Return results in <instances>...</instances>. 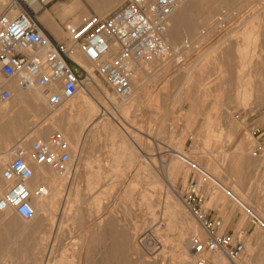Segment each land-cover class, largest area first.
<instances>
[{
    "label": "rangeland",
    "instance_id": "374dc122",
    "mask_svg": "<svg viewBox=\"0 0 264 264\" xmlns=\"http://www.w3.org/2000/svg\"><path fill=\"white\" fill-rule=\"evenodd\" d=\"M74 1L75 0H51L47 7L42 8L40 10L41 12H37L38 19L46 9L59 5L60 10L58 9L56 15H51L50 12H47V14L49 13L52 20L62 28L67 21H62L61 17L64 12L72 8ZM81 1L85 7H82L80 10L84 8L88 9L89 16L97 14L92 4L85 0ZM110 1L111 0H104L106 4ZM225 3L226 0H224V2L223 0H209L206 3V5L208 4L207 6L204 5L203 8L199 7L188 12L185 20L186 32H182V36L178 38L176 42L171 41L174 54L172 51L171 58L169 57V59L163 62L157 61L154 64L157 71L152 72L149 76H144L142 82L144 91L138 99V102L139 100L140 102L134 101L137 104L131 102V107L128 109L130 111L126 110L124 113H122L123 111H116L105 98L100 88L93 83L88 84L91 93L105 104L110 113L116 117V120H112L115 125L118 124L117 121H120V114L122 113V115H124L126 120L125 128L130 132L131 136L125 133L123 137L120 133L122 129L119 124L116 125L118 129L120 128L117 134L118 136L116 135L117 137L114 138L105 135L97 136L95 140L90 143V146L87 147L75 179H71L72 181L65 185L68 187L71 186L69 207L72 210L70 212L71 215L65 219L62 227V232L65 233L63 234V237H65L63 238V248L65 249L62 248V251L66 252V254L68 253L67 258L70 264L87 263L88 247L91 243L90 238L93 233L94 255L96 254L94 260L97 264H114L115 261L117 264H144L145 260L148 262L151 261V264L156 262L158 264H171V262L172 264L176 262V264H183L178 263V260L174 257L176 253L172 252L175 247L173 246L175 244L172 245L173 242L175 243L173 238L178 234V230L175 229L170 232V234L172 233L174 236H172V240L166 243L167 245L155 231V237L161 242H164L162 244L166 245H164L165 248H160L161 250L156 258L144 251L138 242V238L160 221H164L165 223L164 230L168 229L171 220L166 211L168 206L174 202H177V208L179 210H185L192 222L195 221L181 198L182 188L187 181L194 175L198 176L200 174L199 176H201L202 171L200 172L199 169L195 168L193 166L194 163H199L200 166L209 172V175L212 174L220 178V180L229 187V190L235 189L241 192V195L248 203V208H245L244 205H238L236 203L238 199H234L235 197H232L229 191L214 183L215 180L212 181L211 176L207 174L211 179L209 188V198L211 199L208 202V206L216 209L217 213L223 218L228 230L231 229V231H235L236 233L241 230H246L248 232L246 242L251 245H249L250 249L258 248L259 245L260 249L264 248V167L262 168L261 166L263 158L256 157L253 155V152H251L256 142V135L253 134L254 131L256 129H264V0H229V5ZM121 5L123 4L120 3L114 10ZM210 9L211 12H209ZM0 10L4 11L3 7H1ZM208 12L213 13L209 15ZM209 21L210 23L213 21L210 26H214L213 28L216 29H213L214 33L211 28H207V22L209 23ZM224 24L229 28H221ZM43 26L53 37L57 38L48 26ZM202 28H204L205 32L204 30L201 31ZM209 31L213 35L209 34ZM214 35L217 37H214ZM201 36H203L204 39L201 38ZM255 36L256 38H254ZM198 38H201L199 39L201 41H199ZM223 39H226L224 43ZM184 41L190 42L189 48L184 46ZM187 49H191L190 52ZM211 50L213 53L211 52L209 59L206 60L208 57L207 54H209ZM205 53H207V57ZM201 58L203 62L202 60L200 61ZM193 64L195 67L197 65V67L200 66L201 68L199 67L196 69L197 67H193ZM187 69H190L189 72ZM192 70L194 71L193 73ZM183 71L186 72V74ZM188 78L190 82H188ZM192 78H194V84L192 83ZM100 83L104 89L116 96L102 78H100ZM223 91L226 92L223 93ZM244 91L248 93V95L246 94L248 99H246V101L244 100ZM15 97L16 96H14V101H9V104L12 105L18 102V99H16L17 97ZM116 101L118 104L122 103V99L118 97ZM48 108L46 106V114L49 112ZM121 137H123V139L125 138V145ZM238 143L239 145L242 143L246 145V152L243 158L237 153L239 145L236 146V144ZM171 148H175L176 150L181 148L183 153L191 157L190 163L182 162L181 159L171 155ZM171 156H174V158H171ZM249 156H251V158ZM248 157L252 160L250 164L252 166L249 168L245 166V168L244 165H246L245 163ZM173 159L177 161L178 168L172 176H169V171L175 170V166L173 165L174 162H171ZM253 166L255 168H253ZM242 172L244 173L242 174ZM249 178L251 179L249 180ZM170 179L174 182V187L177 191L176 195L180 198H178L168 186L167 182ZM241 180L243 181L241 182ZM213 194H218L217 196L215 195L216 199ZM108 211H110L108 213L110 217L108 214L104 215V213ZM150 211L154 212L156 215L154 219L150 218ZM250 213L258 217L256 223H252V217L249 215ZM102 215L103 220L104 218L108 219L101 223L100 216ZM80 216L83 220L81 223L79 221ZM147 216H149V219ZM1 217L3 218L2 215ZM92 217L93 219L91 220ZM97 219H100V221L98 222ZM108 220H116V222L113 221L114 229L111 230L112 233L106 227ZM119 220H121V222ZM17 227L20 232H25V228L27 232L29 228L28 225H24L23 223L17 224ZM107 231L110 236L107 235ZM131 232H134V235ZM135 232H137V236ZM257 233L259 235L262 234L258 236ZM121 236L125 237V246L127 247H125L127 254L123 257L125 260H118V257L115 258V256H112V252L117 248L118 238ZM108 237L111 238L109 239ZM133 239L135 241H133ZM17 240V237H13L10 240L15 247L12 246V248L7 249L9 253H12L7 254L9 256L7 257L8 260L6 264H26L27 260L25 256L17 253L18 247L14 244ZM75 242L80 243L79 246H75ZM113 247L115 248L113 249ZM132 247L133 249H131ZM107 250H109V255L111 253L110 256L106 255ZM163 250H165L164 253ZM74 252L77 254L79 252V256ZM130 252H132V254ZM5 253L2 255L5 256ZM220 256H222L223 260H226L224 263L234 264L223 255ZM70 257L73 258L71 259ZM18 259L21 262H19ZM210 260L211 262L213 261L212 259ZM118 261H120V263H118ZM212 264L216 263L212 262Z\"/></svg>",
    "mask_w": 264,
    "mask_h": 264
},
{
    "label": "built area",
    "instance_id": "2783aa9c",
    "mask_svg": "<svg viewBox=\"0 0 264 264\" xmlns=\"http://www.w3.org/2000/svg\"><path fill=\"white\" fill-rule=\"evenodd\" d=\"M185 1L127 0L107 16L95 14L77 27L66 26L69 39L60 41L33 10V4L44 8L50 1L10 0L0 13V79L16 80L24 90H42L47 106L56 111L69 103L86 81L97 86L79 59L82 55L94 65L96 78H102L118 98L127 99L134 93L139 67L152 73L157 61L171 56L168 34L172 17ZM184 46L189 48L190 42L185 41ZM11 98L12 92L0 85V104ZM253 134V155L264 158V129ZM2 156L0 153V214L12 212L23 221H31L36 214L34 199L49 195L46 184L33 187L32 181L42 168L67 171L73 158L70 143L59 131L44 139L28 135L11 147L5 165L1 164ZM210 180L208 175H194L181 191L184 205L207 235H192L189 247L197 264H212L209 257L214 252L235 263L244 255L248 232L228 231L216 209L208 206ZM249 215L256 223L258 217ZM164 228V221H160L138 238L144 251L155 258L162 247L155 230Z\"/></svg>",
    "mask_w": 264,
    "mask_h": 264
},
{
    "label": "bare ground",
    "instance_id": "6f19581e",
    "mask_svg": "<svg viewBox=\"0 0 264 264\" xmlns=\"http://www.w3.org/2000/svg\"><path fill=\"white\" fill-rule=\"evenodd\" d=\"M10 0H0V9L1 7H3V9L6 8V6L9 4ZM45 1H51V0H45ZM86 2H89L90 4L93 5L94 10L96 11L97 15L99 16H107L112 10H114V8H116L120 3H125L126 0H111L110 2H108V4H106L104 2V0H85ZM209 0H187L185 2H183L180 7L177 9V11L175 12V14L172 17L173 20V27L170 30L169 34H168V42L169 45L171 46V41L172 42H176L178 40V38H180L182 36V34L184 32H186L185 30V25H186V18H187V14L188 12H191L192 10L196 9V8H203L204 5H206V3ZM224 2V0H223ZM219 3V2H218ZM258 3V2H257ZM226 5H229V0H226ZM237 4V3H236ZM70 6V5H69ZM216 6V5H215ZM234 6V5H232ZM231 6V7H232ZM59 7V6H58ZM64 7V5H63ZM82 7H85L84 4L82 3L81 0H75L73 2V6L69 11H66L63 13L62 15V21H67V23L60 28L59 25L54 22L50 16V14H45L39 17V21L41 22V24L48 26L51 30V32L57 37L55 39L60 40V41H66L69 39V33L66 30V26H70L71 28L77 27L79 25H81L86 19H88L89 16V10L84 8L82 10H80ZM230 7V6H229ZM33 8L36 12H39L42 9V5L40 3H35L33 4ZM208 8V7H207ZM213 9V8H212ZM232 9V8H231ZM60 10V8H59ZM209 10V9H208ZM3 11V10H2ZM2 11L0 10V13H2ZM58 12V10H57ZM211 12V9L210 11ZM208 12V13H209ZM17 13V12H16ZM15 13V14H16ZM204 13V10H203ZM213 13V12H212ZM212 13H209L212 14ZM205 14V13H204ZM216 14V13H215ZM216 16V15H215ZM261 17V16H260ZM259 17V18H260ZM199 19V18H198ZM200 21V20H199ZM214 21V20H213ZM212 21V22H213ZM218 21V20H217ZM211 22V23H212ZM210 21L209 23L207 22L208 26L207 28H211V30L214 33V30H216L215 28H213L211 25ZM219 23V21H218ZM221 23V22H220ZM202 24V23H201ZM206 24V25H207ZM203 25V24H202ZM215 25V24H212ZM218 25V24H217ZM201 26V25H200ZM216 27V26H215ZM201 28V27H200ZM218 28V27H217ZM222 28V27H221ZM197 29V27H196ZM214 29V30H213ZM204 28H202L201 31H203ZM207 30V29H206ZM210 30V31H211ZM209 31V32H210ZM183 32V33H182ZM205 32V30H204ZM196 33V32H195ZM203 33V32H202ZM216 33V31H215ZM222 33V32H219ZM51 34V33H50ZM208 34V33H207ZM211 34V32L209 33ZM208 34V35H209ZM52 35V34H51ZM206 35V34H205ZM204 35V36H205ZM213 35V34H211ZM216 35V34H215ZM214 37H217L215 36ZM218 35V34H217ZM222 35V34H221ZM53 36V35H52ZM199 36V34H198ZM219 36V35H218ZM194 37V35H193ZM208 37V36H207ZM189 38V36H188ZM191 38V37H190ZM201 38H203V36H201ZM201 38H198L201 39ZM210 38V37H209ZM225 38V37H224ZM256 38V36L254 37ZM258 38V37H257ZM264 38V37H263ZM204 39V38H203ZM217 40V39H216ZM215 40V41H216ZM223 43L225 42L226 39H223ZM201 41V40H199ZM212 41V40H210ZM209 41V42H210ZM222 41V40H221ZM185 42V41H184ZM220 42V41H219ZM193 43V42H192ZM198 43V41H197ZM222 43V44H223ZM205 45V44H204ZM218 45V44H217ZM216 45V47H217ZM221 45V43H220ZM218 45V46H220ZM242 45V44H241ZM195 47V46H194ZM213 47V46H212ZM253 47V46H252ZM175 48V47H174ZM211 48V47H210ZM214 48V47H213ZM180 49V48H179ZM194 49V48H192ZM189 50V49H187ZM191 50V49H190ZM189 50V52H190ZM208 50V49H207ZM214 50V49H213ZM220 50V49H219ZM173 51V50H172ZM176 52V51H175ZM183 52V51H182ZM198 52V51H197ZM208 52V51H205ZM213 53V51H209V54L205 53V56L207 54V59H209L210 53ZM216 52V50H215ZM261 52V51H260ZM174 54V51L172 52ZM188 53V52H187ZM186 53V54H187ZM248 53V52H247ZM192 54V53H191ZM195 54V53H194ZM197 54V53H196ZM178 55V53H177ZM172 56V54H171ZM170 56V58H171ZM188 56V54H187ZM186 57V56H185ZM200 58V57H199ZM197 58V59H199ZM79 59L81 60V63L84 65V67L87 69V71L89 72V74L92 75V78L90 80H95L97 86L101 89V91L103 92V94L105 95V98L109 101V103L116 109V111L118 112H126V110L129 109V107H131V102L137 101L140 97L141 94H143L142 92L144 91V85H143V79L144 76L149 74H152L150 72V70L145 69L144 66L139 67L137 70V74H136V80H134V93L132 94V96H130L127 99H122V103L118 104L116 99L117 97L112 95L108 90L104 89L102 84L100 83V79L96 78V76L93 73L94 70V65L92 63L87 62L86 59H84L82 57V55H79ZM169 59V58H168ZM174 59V58H173ZM172 59V60H173ZM202 60V58L200 59V61ZM205 60V59H204ZM205 60V62H206ZM248 60V59H247ZM166 61V60H163ZM162 61V62H163ZM174 61V60H173ZM198 61V60H196ZM170 62V61H167ZM203 62V60H202ZM209 62V61H208ZM179 63V62H178ZM193 63H197V62H193ZM201 63V62H198ZM160 64V63H159ZM165 64V63H164ZM203 64V63H202ZM158 65V64H157ZM194 65V64H193ZM192 65V66H193ZM206 65V64H205ZM204 65V66H205ZM213 65V64H212ZM190 66V65H188ZM241 66V65H240ZM163 67V66H161ZM195 67V65L193 66ZM192 67V68H193ZM197 67V65H196ZM195 67V68H196ZM200 66H198L196 69H198ZM208 67V66H207ZM181 68V66H180ZM189 68V67H188ZM201 68V67H200ZM185 70V69H184ZM188 72L190 69H187ZM194 70V68H193ZM192 70V73L194 72ZM204 70V69H203ZM156 71V70H155ZM162 71V70H161ZM166 72V71H165ZM164 72V73H165ZM180 72V71H179ZM184 72V71H183ZM157 73V72H156ZM178 73V72H177ZM186 74V72H184ZM155 75V73H154ZM158 75V73H157ZM194 75V74H193ZM192 75V76H193ZM201 75V74H200ZM204 75V74H203ZM191 76V74H190ZM197 76V75H196ZM243 76V75H242ZM153 77V76H151ZM161 77V76H160ZM176 77V76H175ZM186 77V76H185ZM188 77V76H187ZM194 77V76H193ZM244 77V76H243ZM256 77V76H255ZM157 78V77H156ZM165 78V77H164ZM194 82V78H192ZM187 80V79H186ZM189 80V78H188ZM241 80V79H240ZM92 81H86L84 87L82 88V90H80V92L72 99L70 100L69 103H67L64 107H62L59 110L53 111L52 109L48 108L47 106V102H46V97L45 94L42 90L40 89H31V90H24L20 87V85L18 84V82L16 80H5V79H0V85H4L6 86L11 92H12V98L10 101H14V96H16L15 98L18 99V102L15 103L16 104H9L10 102H7V104H0V153H2V159H1V164L5 165L9 159V151L11 149V147H13L14 145H16L21 139L27 137V135H31V137L36 138V139H44L47 138L50 134V132L52 131H59L61 133H63L66 137V139L68 140V142L70 143V147L72 150V162L69 165V168L67 171L65 172H54V171H50L46 168H42L41 170H39L33 181H32V186L36 187L40 184H46L49 188V195L47 197L41 198V199H34V206L36 208V214L34 216V218L31 221H23L20 218H16L15 215L12 212L6 213V214H0V264H6V261L8 260L7 257L9 255H7L9 252V248H12L13 244L10 242L11 238L13 237H17L18 240L16 243H14L18 248V252L21 255L25 256L26 258V264H68L69 263V259L67 258V254L66 252L62 251L63 248V223L65 221V219L71 215V210L69 207V202H70V197H71V186H65L67 183L71 182L72 180L75 179L76 175H77V171L81 164V161L83 159V155L87 149V147L90 146V143L92 141L95 140V138L97 136L100 135H105V136H110V137H117L120 128L118 129L116 127V125H120L121 126V131L120 133L123 135V137L125 136V133H128L130 135V132L128 130H126V126H125V118L124 115H122V113L120 114V121H117L118 124H114L112 122L113 119L116 120V117L114 115H112L110 113V111L108 110V107L103 104L99 99H97L92 93L91 90L88 88V84L91 83ZM190 82V80L188 81ZM187 82V83H188ZM202 82V81H200ZM199 82V83H200ZM207 82V81H206ZM217 83V82H216ZM186 84V82H185ZM184 84V85H185ZM191 84V83H190ZM194 84V83H193ZM202 84V83H201ZM200 84V85H201ZM244 84V82H243ZM189 85V84H188ZM186 86V85H185ZM105 87V86H104ZM164 87V86H163ZM254 87V86H253ZM252 87V88H253ZM146 88V87H145ZM224 88V87H223ZM162 89V88H161ZM191 89V88H190ZM254 89V88H253ZM184 90V89H183ZM189 90V87H188ZM226 90V89H225ZM189 92V91H188ZM187 92V93H188ZM191 92V91H190ZM226 92V91H225ZM223 91V93H225ZM236 92V91H235ZM245 92V97L244 100L246 101L247 97L246 94L248 95V93L246 91ZM249 92V91H248ZM257 92V91H256ZM260 94H261V90H260ZM191 95V94H190ZM189 96V95H188ZM243 97V96H242ZM196 99V98H195ZM194 99V100H195ZM237 99V97H236ZM243 100V99H242ZM248 100V99H247ZM199 101V100H198ZM238 101V100H237ZM140 102V100H139ZM138 102V103H139ZM186 102V101H185ZM136 103V102H134ZM257 103V102H256ZM137 104V103H136ZM135 105V104H134ZM139 105V104H138ZM221 105V103H220ZM46 106L49 109V112L46 114ZM136 106V105H135ZM134 106V107H135ZM133 107V108H134ZM140 107V106H139ZM225 107V106H224ZM100 109V110H99ZM196 109V108H195ZM194 109V110H195ZM234 109V108H233ZM99 110V112H98ZM130 111V110H128ZM46 114V115H45ZM199 114V113H198ZM231 114V113H229ZM161 117V116H160ZM163 117V116H162ZM194 117V116H192ZM187 123V122H186ZM231 125V124H230ZM31 126V127H29ZM189 126V125H188ZM221 131V130H220ZM233 131V129H232ZM234 132V131H233ZM25 134V135H24ZM158 134V133H157ZM117 135V136H116ZM131 136V135H130ZM231 136V135H230ZM237 136V135H236ZM123 137H121L123 139ZM113 138V139H114ZM127 138V137H126ZM136 140V139H135ZM236 140V139H235ZM134 142V141H133ZM239 142V141H238ZM123 143L124 145L125 143V138L123 139ZM138 143V142H137ZM93 144V143H92ZM139 145V144H138ZM238 144H236V146H238ZM251 147V146H250ZM97 148V147H96ZM124 149V148H123ZM235 150V149H234ZM237 150V148H236ZM246 152V145L245 144H240L237 150V153L239 155H241V158H243L245 155L244 153ZM252 152V151H251ZM171 155L176 156L177 158L181 159L182 162L188 163L189 161H191V157L186 154L183 153V151L181 150V148H179V150H176L175 148H171ZM233 153V152H231ZM236 153V152H235ZM91 154V153H90ZM250 154V153H248ZM117 155V154H116ZM87 156V155H86ZM131 156V155H130ZM129 156V157H130ZM174 156H171V158ZM221 157V156H220ZM233 157V156H232ZM251 158V156H249ZM247 158L246 160V165L248 168L251 167L252 165L251 162L252 160L250 158ZM133 158V157H132ZM124 159V158H123ZM178 159V160H179ZM231 159V158H229ZM96 160V159H95ZM99 160V159H98ZM119 160V159H118ZM121 160V159H120ZM132 160V159H131ZM220 160V159H217ZM235 160V158H234ZM233 160V161H234ZM139 162V161H138ZM171 162H174L173 165L175 166V170H170L169 171V176L173 175L174 172L177 170L178 168V163L176 160H171ZM181 162V163H182ZM194 162V161H192ZM218 162V161H217ZM230 162V161H229ZM89 163V162H88ZM190 163V162H189ZM231 164V163H230ZM258 165V164H257ZM134 166V165H133ZM193 166L197 169L200 170L201 175H209V172H207L202 166L199 165V163H194ZM233 166V165H231ZM261 166L262 168L264 167V158H263V162H261ZM97 167V166H96ZM118 167V165H117ZM236 167V166H235ZM240 167V166H239ZM99 168V167H98ZM97 168V170H98ZM246 168V167H245ZM253 168H255L253 166ZM189 169V168H188ZM238 169V166H237ZM251 170V168H250ZM255 170V169H253ZM262 170V169H261ZM196 171V170H195ZM198 171V170H197ZM215 171V170H214ZM102 172V171H101ZM216 172V171H215ZM248 172V171H247ZM254 172V171H253ZM88 173V172H87ZM99 173V172H98ZM186 173V171H185ZM244 172H242L243 174ZM188 174V173H187ZM199 174V172H198ZM211 174V173H210ZM238 174V172H237ZM122 175V174H121ZM200 175V174H199ZM198 175V176H199ZM211 176L212 181H214V183H216L217 185H219L220 187L226 189L227 191L230 192V194L232 195V197H235L234 199H238V202H236L238 205H244V207L248 208V203L247 201H245L244 197L241 195V192L238 190H229V187L224 184L220 178L215 177L214 175H209ZM177 177V176H176ZM248 177V176H247ZM260 177V176H259ZM115 178V177H114ZM72 179V180H71ZM241 179V178H240ZM246 179V178H245ZM251 178H249L250 180ZM124 180V179H123ZM260 180V179H259ZM101 181V180H100ZM243 180H241L242 182ZM80 182V181H79ZM240 182V181H239ZM240 182V184H241ZM89 183V182H88ZM168 186L172 189V192L175 193L176 195V189H175V184L174 182L170 180H168ZM71 185V184H70ZM238 185V184H237ZM240 186V185H239ZM238 186V187H239ZM66 187V188H65ZM90 187V186H89ZM93 187V185H92ZM94 188V187H93ZM169 189V188H168ZM218 189V188H217ZM221 189V188H220ZM244 190V188H243ZM89 191V189H88ZM218 191V190H217ZM78 192V191H77ZM219 192V191H218ZM217 192V193H218ZM92 193V191H91ZM169 193V192H168ZM220 193V192H219ZM86 194V192H85ZM79 195V193H78ZM214 195V194H213ZM216 196L218 194H215ZM214 195V198L216 199ZM77 196V194H76ZM150 196V195H149ZM148 196V197H149ZM178 196V195H176ZM87 197V196H86ZM101 197V196H100ZM212 197V196H211ZM88 198V197H87ZM94 198V197H93ZM178 198H180L178 196ZM82 199V197H81ZM175 199V198H174ZM211 199V198H210ZM83 200V199H82ZM79 201V200H78ZM216 201V200H215ZM81 202V201H80ZM101 202V201H100ZM99 202V203H100ZM211 202V201H210ZM151 203V202H150ZM182 203V202H181ZM73 204V202H72ZM76 204V203H75ZM168 204V203H167ZM86 205V203H85ZM148 205V204H147ZM151 205V204H150ZM149 205V206H150ZM235 205V204H234ZM75 207V206H73ZM72 207V208H73ZM178 204L177 202L171 203V205L168 206L167 211L169 216H170V226L168 229L165 230H161V229H156V234L162 238L161 240L166 243H168L170 240H172V236H174V234H170L171 231H174L175 229L178 230V234L175 235V237L173 238L175 243L173 242V246L174 250L172 252H175L176 255L174 256L175 259L178 260V263H183V264H197V258L194 257V255L192 254L190 247H189V242H190V237H192V235H200L203 238H205L207 235L205 233V231L202 229L201 225L197 222L194 223L190 220V218L188 217V215L186 214L185 210H179L178 208ZM243 207V206H241ZM180 208V207H179ZM101 209V208H100ZM110 210V208H109ZM229 210V209H228ZM245 210V209H244ZM104 211V210H103ZM106 211V210H105ZM111 211V210H110ZM110 211L105 212V214H108ZM125 211V210H124ZM79 212V211H78ZM112 212V211H111ZM90 213V212H89ZM114 213V212H113ZM189 213V212H188ZM125 214V213H124ZM149 216L150 218L154 219V217H156V215L154 214V212L150 211L149 212ZM191 214V213H190ZM189 214V215H190ZM1 215L3 216V218L1 217ZM109 215V214H108ZM149 216L148 219H149ZM101 217V223L105 222L104 220H107L108 218H103V215L100 216ZM99 217V218H100ZM108 217V216H107ZM110 217V215H109ZM117 217V216H116ZM261 217V216H260ZM259 217V218H260ZM78 218V217H77ZM245 218V217H244ZM263 218V217H261ZM9 219V220H8ZM90 219V218H89ZM93 219V217L91 218V220ZM121 219V218H120ZM156 219V218H155ZM193 219V220H194ZM223 219V218H222ZM8 220V221H7ZM78 220V219H76ZM90 220V221H91ZM98 220V219H97ZM126 220V219H125ZM80 223L83 221L81 216L79 218ZM100 221V219L98 220V222ZM116 222V220H113ZM112 220H108L107 223V228L109 231L114 229V223ZM121 222V220H119ZM264 221V220H263ZM262 221V222H263ZM92 222V221H91ZM94 222V221H93ZM107 222V221H106ZM24 224V225H28V231L26 232V228H25V232H20L18 230L17 224ZM225 223V222H224ZM92 224V223H91ZM121 224V223H120ZM198 224V225H197ZM105 225V224H104ZM119 225V224H118ZM136 225V224H135ZM239 225V224H238ZM67 226V225H66ZM69 227V226H67ZM81 227V226H80ZM89 227V226H88ZM121 227V226H120ZM201 227V228H199ZM242 227V226H241ZM261 227V226H260ZM78 228V227H77ZM85 229V228H84ZM138 229V228H137ZM202 229V230H200ZM257 229V228H256ZM103 230V229H102ZM71 231V230H70ZM82 231V230H81ZM121 231V230H120ZM96 232V231H95ZM108 232V231H107ZM262 232V231H261ZM86 233V232H85ZM112 233V231H111ZM132 233V232H131ZM137 232H135L136 235ZM260 233V232H259ZM71 234V233H70ZM91 234V233H90ZM104 234V233H102ZM109 234V232L107 233V235ZM134 235V232L132 233ZM262 234V233H261ZM260 234V235H261ZM74 235V233H73ZM126 235V233H125ZM132 235V236H133ZM258 236H260L257 233ZM80 236V235H79ZM82 236V235H81ZM110 236V235H108ZM113 236V235H112ZM128 236V235H127ZM137 236V235H136ZM256 236V235H255ZM68 237V236H67ZM101 237V235H100ZM79 238V237H78ZM104 238V235H103ZM109 239L111 237H108ZM134 238V237H133ZM72 239V238H71ZM80 239V238H79ZM83 239V238H82ZM91 243L88 247V258H87V263L86 264H97L95 263L94 260V233L91 236ZM116 239V238H115ZM135 239V238H134ZM133 239V241H135ZM259 239V238H258ZM65 240V239H64ZM75 240V239H74ZM101 240V239H100ZM131 240V239H130ZM264 240V239H263ZM262 240V241H263ZM116 241V240H114ZM71 242V241H70ZM80 242V240H79ZM82 242V241H81ZM90 242V241H89ZM101 242V241H100ZM103 242V241H102ZM111 242V241H110ZM128 242V241H127ZM164 242H161V245L163 248L165 244H162ZM68 243V242H67ZM72 243V242H71ZM74 243V241H73ZM76 243V242H75ZM134 243V242H133ZM80 243H76L75 246H79ZM113 244V243H112ZM131 244V243H130ZM171 244V242H170ZM70 245V244H69ZM102 245V244H101ZM114 245V244H113ZM135 245V244H132ZM139 245V244H138ZM137 245V246H138ZM167 245V244H166ZM165 245V246H166ZM250 244H248L247 242L245 243V252L244 255L240 258V260H238L237 262H235L234 264H264V248L260 249V245L258 246V248H253L250 249L249 247ZM258 245V244H256ZM111 246V245H110ZM107 246V247H110ZM129 246V245H128ZM136 246V247H137ZM251 246V245H250ZM15 247V246H13ZM112 247V246H111ZM110 247V248H111ZM125 237L121 236L118 238V243H117V248L112 252V256L115 258L118 257V260H125L123 259V257L126 256L127 254V250L125 248ZM172 247V246H171ZM254 247V246H253ZM256 247V246H255ZM264 247V246H263ZM69 248V247H68ZM81 248V247H80ZM104 248V247H103ZM115 247H113L114 249ZM15 249V248H14ZM65 249V248H63ZM72 249L74 250L73 246ZM133 249V247L131 248ZM103 250V249H102ZM136 250V249H135ZM172 250V249H171ZM12 251V250H11ZM10 251V252H11ZM85 251V249H84ZM83 251V252H84ZM99 251V250H98ZM108 251H106V255L110 256L108 254ZM111 251V249H110ZM165 250H163L164 253ZM6 252V253H5ZM96 252V251H95ZM133 252V251H132ZM132 252H130L132 254ZM5 253L6 255L3 256L2 254ZM12 253V252H11ZM9 253V254H11ZM76 253V252H74ZM73 253V255H74ZM104 253V252H103ZM137 253V251H136ZM139 253V251H138ZM143 253V252H142ZM174 253V254H175ZM70 254V253H69ZM77 254V253H76ZM75 254V255H76ZM79 254V252H78ZM77 254V255H78ZM135 254V253H134ZM166 254V253H165ZM173 254V255H174ZM219 254V255H218ZM18 255V254H17ZM72 255V256H73ZM76 255V256H77ZM101 255V254H100ZM223 255L226 259L227 257L220 252H214L211 254V256L209 257V260L212 259V262H215L216 264H226L224 263L226 260H223L222 256ZM79 256V255H78ZM130 256V255H129ZM137 256V255H136ZM145 256V255H144ZM11 257V256H10ZM17 257V256H16ZM82 257V256H81ZM87 257V255H86ZM132 257V256H131ZM164 257V256H163ZM173 257V256H172ZM20 258V257H19ZM71 258V257H70ZM73 258V257H72ZM71 258V259H72ZM78 258V257H77ZM96 258V257H95ZM109 258V257H108ZM142 258V257H141ZM17 259V258H16ZM104 259V258H103ZM114 259V258H113ZM113 259H111L112 261H114ZM166 259V257H165ZM164 259V260H165ZM24 260V259H23ZM81 260V259H80ZM101 260V259H100ZM105 260H106V256H105ZM141 260V259H140ZM19 261V259H18ZM111 261V262H112ZM128 261V260H127ZM133 261V260H132ZM155 261V260H154ZM157 261V259H156ZM174 261V260H172ZM211 261V260H210ZM228 261V260H227ZM21 262V261H19ZM74 262V261H73ZM100 262V261H99ZM105 262V261H104ZM110 262V260H109ZM108 262V263H109ZM151 262V261H150ZM148 261H144V264H151ZM211 262V263H212ZM76 263V262H74ZM116 263V261H115ZM114 263V264H115ZM118 263H120V261H118ZM123 263V262H122ZM132 263V262H131ZM174 263V262H173ZM177 263V262H176ZM175 263V264H176ZM70 264V263H69ZM73 264V263H72ZM106 264V263H105ZM117 264V263H116ZM138 264V263H137ZM152 264H158L156 263H152ZM172 264V262H171Z\"/></svg>",
    "mask_w": 264,
    "mask_h": 264
},
{
    "label": "crops",
    "instance_id": "0c3cea01",
    "mask_svg": "<svg viewBox=\"0 0 264 264\" xmlns=\"http://www.w3.org/2000/svg\"><path fill=\"white\" fill-rule=\"evenodd\" d=\"M59 5H55V6H52V7H50L49 9H46V11H44V12H42V14H41V16L42 15H45V14H47V12H50V14L51 15H56V13H57V10L60 8V6L58 7ZM43 11V10H42ZM41 12V11H40ZM229 28V27H228ZM227 28V29H228ZM157 68L155 67V70H156ZM157 71V70H156ZM228 231H231V229H229Z\"/></svg>",
    "mask_w": 264,
    "mask_h": 264
}]
</instances>
